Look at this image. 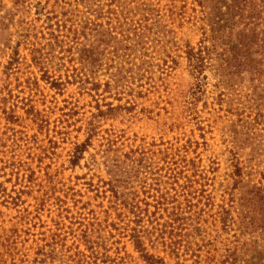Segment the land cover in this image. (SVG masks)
Segmentation results:
<instances>
[{"label":"rangeland","instance_id":"1","mask_svg":"<svg viewBox=\"0 0 264 264\" xmlns=\"http://www.w3.org/2000/svg\"><path fill=\"white\" fill-rule=\"evenodd\" d=\"M117 1L0 0V264H264V119L187 54L230 1Z\"/></svg>","mask_w":264,"mask_h":264},{"label":"trees","instance_id":"2","mask_svg":"<svg viewBox=\"0 0 264 264\" xmlns=\"http://www.w3.org/2000/svg\"><path fill=\"white\" fill-rule=\"evenodd\" d=\"M118 2L116 4L123 3ZM227 12L224 14L218 12V17L223 15L225 22L222 25L217 19L210 23V34L206 33L205 38L197 49L188 51V60L191 63V72L193 77L204 78V73L208 69L215 72L218 78L217 88L233 90L237 81L250 82L249 93L246 95L249 102V110L252 119H264V0H229ZM201 2V0L199 1ZM202 6L205 2L202 1ZM116 6V7H119ZM97 20L101 16L95 11ZM212 20V19H211ZM90 23H86L85 28L99 34V45H88L80 50L81 60L86 64L95 66L100 60L101 45L108 44L112 39L117 41L109 30L104 26L94 24L91 28ZM212 32V33H211ZM92 33V34H93ZM109 38V39H107ZM89 42V41H87ZM226 94H221L222 97ZM115 112L114 108L109 109V113ZM108 115V113H106ZM87 142L78 146L79 154L77 164L82 160L87 150ZM112 188L118 196L116 173L112 174ZM137 228H135L136 230ZM134 235V232H133ZM135 249L142 254V258L148 264H165L164 259L155 257L148 253L145 242L142 241L141 235L133 236Z\"/></svg>","mask_w":264,"mask_h":264}]
</instances>
